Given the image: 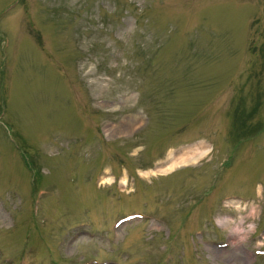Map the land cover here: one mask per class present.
Segmentation results:
<instances>
[{"label": "rangeland", "instance_id": "1", "mask_svg": "<svg viewBox=\"0 0 264 264\" xmlns=\"http://www.w3.org/2000/svg\"><path fill=\"white\" fill-rule=\"evenodd\" d=\"M0 264H264V0H0Z\"/></svg>", "mask_w": 264, "mask_h": 264}, {"label": "bare ground", "instance_id": "2", "mask_svg": "<svg viewBox=\"0 0 264 264\" xmlns=\"http://www.w3.org/2000/svg\"><path fill=\"white\" fill-rule=\"evenodd\" d=\"M194 149H196V147H195V148H193V149H188L187 151H185V152L182 154V156H184V155L188 154L189 152H191V151H192V150H194ZM192 152H193V151H192ZM182 156H181V157H179V160H182V159H183V157H182ZM221 218H222V217H221ZM218 219H219V220H217V221H218V224H217V225H218V227H220V228H221V226H222V220H223V219L221 220V219H220V217H218ZM223 223H224V222H223ZM232 231H233V230H232ZM230 234H232V236H233V235H234V236H236V234H237V233L233 231V233H230ZM236 241H237V240H236ZM237 242H239V243H240V241H237ZM212 246H213V245H212ZM232 251H233V250H232ZM211 252H212V251H211ZM233 252H234V251H233ZM216 254H217V253H216ZM229 254H230V253H229ZM236 256H237V255H236ZM233 257H235V256L233 255ZM235 258H237V259H238V258H239V256H238V257H235ZM223 261H224V260H223ZM228 261H229V260H228ZM237 261H238V260H237ZM240 262H241V261H240ZM227 263H228V262H227ZM242 263H243V262H242Z\"/></svg>", "mask_w": 264, "mask_h": 264}]
</instances>
